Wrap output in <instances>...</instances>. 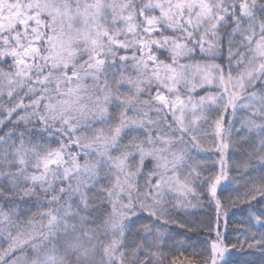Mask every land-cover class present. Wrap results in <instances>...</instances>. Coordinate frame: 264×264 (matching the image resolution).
<instances>
[{
  "label": "snow or ice",
  "instance_id": "1",
  "mask_svg": "<svg viewBox=\"0 0 264 264\" xmlns=\"http://www.w3.org/2000/svg\"><path fill=\"white\" fill-rule=\"evenodd\" d=\"M0 264H264V0H0Z\"/></svg>",
  "mask_w": 264,
  "mask_h": 264
},
{
  "label": "trees",
  "instance_id": "2",
  "mask_svg": "<svg viewBox=\"0 0 264 264\" xmlns=\"http://www.w3.org/2000/svg\"><path fill=\"white\" fill-rule=\"evenodd\" d=\"M237 218H239V216ZM188 219L190 221H192V222H197V221L201 220L202 217H200V216H190V217H188ZM172 227L174 228L175 226H172ZM189 235L192 236L193 240L196 239V236L193 233H189Z\"/></svg>",
  "mask_w": 264,
  "mask_h": 264
}]
</instances>
